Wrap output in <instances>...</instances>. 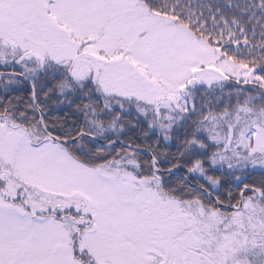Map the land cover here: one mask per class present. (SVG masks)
Instances as JSON below:
<instances>
[{
    "label": "snow or ice",
    "instance_id": "obj_1",
    "mask_svg": "<svg viewBox=\"0 0 264 264\" xmlns=\"http://www.w3.org/2000/svg\"><path fill=\"white\" fill-rule=\"evenodd\" d=\"M0 264H264V0H0Z\"/></svg>",
    "mask_w": 264,
    "mask_h": 264
}]
</instances>
